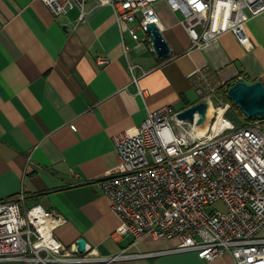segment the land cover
I'll return each instance as SVG.
<instances>
[{"label":"crops","instance_id":"0c3cea01","mask_svg":"<svg viewBox=\"0 0 264 264\" xmlns=\"http://www.w3.org/2000/svg\"><path fill=\"white\" fill-rule=\"evenodd\" d=\"M85 9L79 23L77 8L56 17L42 0H0V201L24 194L25 208L40 205L67 220L55 232L66 248L84 238L101 258L123 256L77 264H236L229 253L206 261L175 252L178 238L116 240L120 221L98 182L119 172L115 136L134 131L149 111L179 112L203 101L200 76L192 77L197 70L219 88L264 83V12L247 25L250 48L231 33L202 48L193 45L182 14L158 0L157 26L170 48L164 58L140 29L143 44L121 31L112 6L88 0ZM125 50L147 71L136 72L138 84ZM100 57L108 63L99 65Z\"/></svg>","mask_w":264,"mask_h":264},{"label":"built area","instance_id":"2783aa9c","mask_svg":"<svg viewBox=\"0 0 264 264\" xmlns=\"http://www.w3.org/2000/svg\"><path fill=\"white\" fill-rule=\"evenodd\" d=\"M42 1L56 17L77 8L79 23L86 22L88 0ZM156 1L99 0L113 7L120 30L141 44L137 29L148 36V25L158 24ZM165 1L182 14L193 45L202 48L225 33L250 48L247 25L264 12V0ZM133 23L137 28L131 27ZM125 58L138 84L136 72L147 71L133 63L126 50ZM97 63L106 65L108 59L100 57ZM202 74L197 70L192 77L200 76L197 91L214 119L204 136L194 133L198 115L193 122L182 121L168 106L149 111L134 131L115 136L119 172L98 182L120 221L113 237L132 236L134 244L147 236L178 238L175 252L193 251L206 261L229 253L236 264H264V118L245 127L228 120L231 104ZM138 94L143 96L144 91L139 89ZM25 198L20 194L0 201V264H77L123 257L101 258L89 246L82 254L76 244L66 248L55 232L67 220L40 205L25 208ZM218 202L226 210L209 212ZM143 256L149 257L138 255Z\"/></svg>","mask_w":264,"mask_h":264},{"label":"water","instance_id":"95a60500","mask_svg":"<svg viewBox=\"0 0 264 264\" xmlns=\"http://www.w3.org/2000/svg\"><path fill=\"white\" fill-rule=\"evenodd\" d=\"M148 34L152 40L153 52L160 57H168L170 48L157 24L148 25ZM228 97L232 103L248 119L258 120L264 118V83L256 81L247 83L244 81L236 82L228 89ZM198 115L197 126L202 127L209 124L211 114L208 103L200 101L177 113V119L193 122ZM80 254L84 253L87 247V241L80 238L76 243Z\"/></svg>","mask_w":264,"mask_h":264},{"label":"trees","instance_id":"16d2710c","mask_svg":"<svg viewBox=\"0 0 264 264\" xmlns=\"http://www.w3.org/2000/svg\"><path fill=\"white\" fill-rule=\"evenodd\" d=\"M232 84H230L229 82H227L224 86H222L221 88H219L218 90V95L220 97H222L225 101L229 102L231 104L230 109L227 111L226 113V118L229 120V114L233 109H238L233 103L232 101L229 99L228 97V89L230 88ZM233 120V119H232ZM255 120H251L248 119L247 117H245L244 115L240 114V118L238 120V124L237 126L239 127H245V126H249L251 125Z\"/></svg>","mask_w":264,"mask_h":264},{"label":"rangeland","instance_id":"374dc122","mask_svg":"<svg viewBox=\"0 0 264 264\" xmlns=\"http://www.w3.org/2000/svg\"><path fill=\"white\" fill-rule=\"evenodd\" d=\"M139 34L142 36V34L139 32ZM240 114H242L240 112L239 109H233L231 112H230V116H229V120L234 122L236 125H239L238 124V120L240 118ZM243 115V114H242ZM245 116V115H244ZM233 119V120H232ZM213 122H214V119L211 121V118H210V122L208 124V127L210 128L212 125H213ZM213 210H217V211H221V212H224L226 210L225 206L223 203L221 202H218L216 204H214L213 206H211L208 211L211 212Z\"/></svg>","mask_w":264,"mask_h":264},{"label":"bare ground","instance_id":"6f19581e","mask_svg":"<svg viewBox=\"0 0 264 264\" xmlns=\"http://www.w3.org/2000/svg\"><path fill=\"white\" fill-rule=\"evenodd\" d=\"M210 109H211V111H213L212 108H210ZM219 122H221V120H219ZM207 130H208V123H207V125L202 126V127H195L194 128V133H195V135L197 137H202V136H204L207 133Z\"/></svg>","mask_w":264,"mask_h":264}]
</instances>
